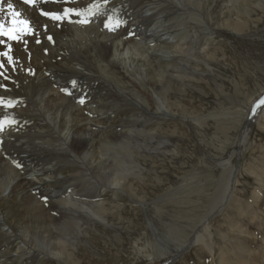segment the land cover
I'll list each match as a JSON object with an SVG mask.
<instances>
[{
  "label": "bare ground",
  "instance_id": "6f19581e",
  "mask_svg": "<svg viewBox=\"0 0 264 264\" xmlns=\"http://www.w3.org/2000/svg\"><path fill=\"white\" fill-rule=\"evenodd\" d=\"M95 2L102 14L82 24L75 15L53 20L41 11L82 9L93 0H38L32 7L23 0H0V21L6 26V34L0 35V264H80V240L90 238L97 226L107 230L119 222H107L114 208L105 211L104 202L95 204V198L111 193L108 202L115 205L117 194L123 193L142 206L136 189L167 156L178 127L204 137L200 124L222 117L235 123L229 130H237L240 119L236 112L223 110V101L207 109L205 98L193 101V93L207 95V79L223 57V42L211 49L217 43L214 33L246 35L250 25L261 22L264 0ZM13 11L27 22V32L13 30ZM109 16L121 22L114 30L105 27ZM204 32L210 37H203ZM217 97L230 101L224 94ZM221 108L219 115L211 113ZM119 110L133 112L129 120H120L126 131L116 124ZM250 125L245 122L237 136L223 135L221 127L225 143L219 147L212 140L210 181L219 198L200 213L190 235L168 259L185 247L200 246L215 264H222L227 246L215 248L208 223L231 199L239 173L233 160L246 143ZM42 157L47 168H31ZM67 172L81 177L71 178L84 191L75 185L76 190L60 196L46 194L51 182L70 178L64 177ZM92 183L104 188L102 194L90 195L93 202L78 199L88 198L85 192L90 193ZM39 216L45 219L39 221ZM147 227L157 240L152 223ZM117 242L122 244L121 233Z\"/></svg>",
  "mask_w": 264,
  "mask_h": 264
},
{
  "label": "rangeland",
  "instance_id": "374dc122",
  "mask_svg": "<svg viewBox=\"0 0 264 264\" xmlns=\"http://www.w3.org/2000/svg\"><path fill=\"white\" fill-rule=\"evenodd\" d=\"M220 32L214 33V42L217 43L211 49L223 42V57L215 74L207 79V95L202 96L195 91L193 101L205 98L203 105L207 109H212L214 104L223 101L221 104L224 109H214L211 113L219 115L223 110L236 112V117L240 119L237 130H229L235 123L232 125L229 118L222 117L200 124V128L205 130L204 137L201 132L197 134L188 128L178 127L176 141L167 156L155 164V171H150L147 180L136 189V200L142 206H138L133 200L129 201L123 193L117 194V201L114 198L115 205L110 201L109 203L111 193L102 194L104 188L92 183L90 193L85 192L88 198L78 199L93 202L94 199H89L90 195L95 196L100 192L103 198H95V204L104 202L103 206L107 212L114 208L109 213L107 222H119L113 225L112 229L115 230H105L97 226L90 238L80 240L76 257L80 264L166 263L171 254L176 253L181 242L190 235L191 229L200 218V213L218 200L219 193L215 183L210 181L212 170L209 157L210 151H213L211 144L213 140L219 147V143H225L223 135L236 132L237 136L238 132L241 133L253 104L264 96V15L260 23L249 26V32L244 36L235 37L224 30ZM203 37H210V33L204 32ZM23 49L26 50L25 47ZM14 53L12 52V58ZM213 81L220 84L223 90L217 89ZM220 94L227 95L230 101L219 99L217 95ZM247 100L251 102L248 104ZM95 103H98L97 99ZM97 105L98 109L102 110V106L100 107L99 103ZM110 107L111 105L108 106ZM115 114L116 124L122 131H126L127 125L120 123V120H129L133 112L127 110L124 114L119 110ZM259 114L249 126V136L239 157L233 160V163H239V173L231 199L222 213L212 217L208 223L215 248L219 244L227 246L221 253L222 264L230 260L234 261L233 264H264V107ZM150 125L147 124L145 128L150 129ZM221 127L223 135L219 131ZM38 160L39 162H33L31 168H47V159L42 157ZM69 174L68 179L59 177V180H63L58 182L60 185L51 182L52 185L46 187V194L51 197L60 196L64 190H76V186L82 193L84 187L81 182L72 179L75 176L77 179L81 177L71 175V172L64 174V177ZM91 207L96 208L94 205ZM38 219L42 221L45 217L39 216ZM147 222L152 223L156 229L157 240L149 232ZM55 224L57 223L54 222V227ZM118 233H121L122 244L117 242ZM223 235L226 238L221 240ZM93 236L95 240L92 239ZM173 264L215 263L205 249L193 246Z\"/></svg>",
  "mask_w": 264,
  "mask_h": 264
},
{
  "label": "snow or ice",
  "instance_id": "6c2138e0",
  "mask_svg": "<svg viewBox=\"0 0 264 264\" xmlns=\"http://www.w3.org/2000/svg\"><path fill=\"white\" fill-rule=\"evenodd\" d=\"M38 2V0H24V3L27 5H35ZM67 2V0H65ZM107 2V0H105ZM9 9L12 8V5H8ZM101 10L99 5L93 0V3H90L86 8L82 9H77V8H64L63 13H52V12H44L41 11V15L44 16H49L53 20H61L65 17H70L72 15H75L77 17H80L77 22L82 23V24H87L90 22L91 18H94L97 15H101ZM20 12L18 11H13L12 13V19L11 23L15 26L13 30H22L24 32L28 31V24L24 20L17 19L20 17ZM121 22L119 20H114L113 17L109 16L105 20V27L108 28L109 30H114L116 27L119 26ZM5 24L0 21V35H5ZM4 102L0 100V104H3ZM261 103H264V101H261Z\"/></svg>",
  "mask_w": 264,
  "mask_h": 264
},
{
  "label": "water",
  "instance_id": "95a60500",
  "mask_svg": "<svg viewBox=\"0 0 264 264\" xmlns=\"http://www.w3.org/2000/svg\"><path fill=\"white\" fill-rule=\"evenodd\" d=\"M261 101H264V96L260 98L258 101H256L253 104V108L251 110V113L249 117L247 118L246 122L247 124H252L253 120L255 119L256 115L259 113V111L264 107V104L261 103ZM187 248L185 247L183 250H181L178 254H176L171 259H168L166 263L163 264H171L172 262L176 261L179 256H181L183 253H185Z\"/></svg>",
  "mask_w": 264,
  "mask_h": 264
}]
</instances>
